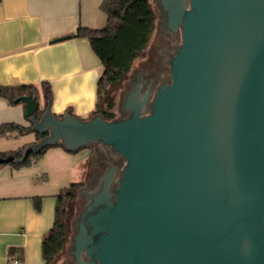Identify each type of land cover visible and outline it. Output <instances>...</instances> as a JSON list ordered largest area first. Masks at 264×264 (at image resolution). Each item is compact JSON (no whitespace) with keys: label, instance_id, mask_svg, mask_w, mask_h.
Here are the masks:
<instances>
[{"label":"water","instance_id":"95a60500","mask_svg":"<svg viewBox=\"0 0 264 264\" xmlns=\"http://www.w3.org/2000/svg\"><path fill=\"white\" fill-rule=\"evenodd\" d=\"M161 2L182 25L172 82L140 104L125 101L126 82L113 121L51 110L37 120L35 101L21 98L47 136L0 165L59 144L126 160L115 201L92 223L99 264H264V0ZM155 41L130 77L155 59Z\"/></svg>","mask_w":264,"mask_h":264},{"label":"crops","instance_id":"0c3cea01","mask_svg":"<svg viewBox=\"0 0 264 264\" xmlns=\"http://www.w3.org/2000/svg\"><path fill=\"white\" fill-rule=\"evenodd\" d=\"M103 1L0 0V85L48 82L54 92V115L72 109L76 116L88 118L96 109L102 64L77 31L106 26ZM4 124L29 127L26 107L0 98V126ZM27 144H35L34 134L0 138V154ZM86 150L69 153L54 147L30 166L0 170V264H9L12 248L23 249V264H45L42 242L54 224L55 198L66 188L68 171L78 176L85 171L90 156ZM36 197L42 198L39 212Z\"/></svg>","mask_w":264,"mask_h":264},{"label":"trees","instance_id":"16d2710c","mask_svg":"<svg viewBox=\"0 0 264 264\" xmlns=\"http://www.w3.org/2000/svg\"><path fill=\"white\" fill-rule=\"evenodd\" d=\"M101 9L107 16V23L104 28L89 29L80 27L77 31L80 38L88 39L93 52L102 64V71L97 82L96 109L88 118L76 116L72 109L56 115L58 118H63L69 114L81 120H88L101 114L107 121L115 120L117 118L115 113L116 101L109 100L105 108H103L102 103L110 94V87L119 85L127 77L135 61L147 51L153 40L157 16L152 10L150 0H104ZM25 97L35 101L37 110L33 116L37 120H41L45 113L52 108L54 101L53 87L48 82H42L39 86L21 84L6 87L0 85V98L8 100L12 105H24L20 102V99ZM27 120L31 123L29 127L18 124L0 126V138H8L12 135L23 137L34 134L35 143H37L47 136V134L34 130L31 117H27ZM28 146L30 145H24L13 152L2 153L0 158L14 157L15 160H21ZM54 147H61L67 151L62 144L49 146L40 153H31L23 163L12 162L8 165H0V170L6 166L15 168L30 166L32 165V159L39 160L49 149ZM87 148L90 147L84 149ZM80 186V183H72L61 189L56 196L54 224L42 242V256L45 264H56L67 246L69 206L75 200ZM34 205L38 212L41 211L42 198L36 197ZM15 260L23 264V249H10L9 264H15Z\"/></svg>","mask_w":264,"mask_h":264},{"label":"flooded vegetation","instance_id":"af4514ba","mask_svg":"<svg viewBox=\"0 0 264 264\" xmlns=\"http://www.w3.org/2000/svg\"><path fill=\"white\" fill-rule=\"evenodd\" d=\"M159 8L158 37L154 44L155 59L140 70L136 76L128 77L129 92L127 98L132 103H142L147 94L153 96L165 84L172 82L171 61L175 57L182 41V25L176 27L165 13L161 0H157ZM189 4V2H188ZM170 73V75H169ZM169 76V77H168ZM160 84V85H159ZM143 99V100H142ZM152 112L151 101L147 103L145 114ZM132 111L123 107L121 118H128ZM92 151L91 166L85 169L86 183L77 191L79 213L72 222L74 233L69 237L70 244L56 264H99L96 258L98 235L93 233L94 217L101 209L107 208L115 201V190L119 186L127 165L126 160L111 149L100 144L89 146ZM83 180V181H84ZM82 181V184H83ZM69 230V226H68Z\"/></svg>","mask_w":264,"mask_h":264},{"label":"rangeland","instance_id":"374dc122","mask_svg":"<svg viewBox=\"0 0 264 264\" xmlns=\"http://www.w3.org/2000/svg\"><path fill=\"white\" fill-rule=\"evenodd\" d=\"M150 3H151L152 10L154 11V13L157 16L156 31H155L153 40L151 41V44H152L155 41L156 32L158 31V26H159L158 21H160L161 19L158 20L159 8H158L157 0H150ZM151 44H150V46H151ZM150 46H149V48H150ZM148 49H147V51L144 54H142L139 57V59H137L135 61V63L133 64L132 70L127 75V77L119 85L110 87V94L106 97V99H104V103H102L103 108H105V106H106V104H108L109 100H112L113 99L114 101H116V108H115V113L117 115V118L116 119H118L121 116V114L118 112V109H119V104H120V100H121V93L125 89V83L128 82L127 81L128 77H130L132 75V73L134 72V70L141 63V61L146 60L148 58ZM83 151L84 152L85 151L87 152L88 150L83 149ZM89 151H90V156H89V160H88L89 163H88V167H87V173H88V168H90L91 162H92V158H91L92 151L90 149H89ZM66 175L67 176L65 178V183H66L65 187H68L72 183H78V182L81 184L80 187H83L85 185V183H86L87 175H86V179L84 180V178H85V171H83V170H82V174L80 176H78V173L76 174V172H71V171H68L66 173ZM82 181H83V184H82ZM47 199H50V198H47ZM55 201H56V198H55ZM77 201H78V197H76L75 200L72 201L71 204H70V206H69V212H68L69 213V215H68V226H69V230H68V234H69V237L70 238H71V236L74 233L73 232V227H72L71 221L73 220V217L76 215L75 204L77 203ZM69 244H70V240H68V243H67V246L66 247H68Z\"/></svg>","mask_w":264,"mask_h":264},{"label":"built area","instance_id":"2783aa9c","mask_svg":"<svg viewBox=\"0 0 264 264\" xmlns=\"http://www.w3.org/2000/svg\"><path fill=\"white\" fill-rule=\"evenodd\" d=\"M36 160L35 159H32V163H35ZM15 264H19L17 260H15Z\"/></svg>","mask_w":264,"mask_h":264}]
</instances>
